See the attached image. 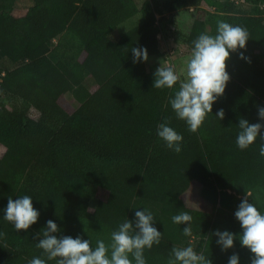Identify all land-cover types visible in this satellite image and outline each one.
Instances as JSON below:
<instances>
[{
    "label": "trees",
    "instance_id": "16d2710c",
    "mask_svg": "<svg viewBox=\"0 0 264 264\" xmlns=\"http://www.w3.org/2000/svg\"><path fill=\"white\" fill-rule=\"evenodd\" d=\"M230 2L222 21L248 30L240 50L247 59L230 54V82L196 132L169 104L179 82L174 89L152 88L156 69L134 64L130 50L143 46L149 57L157 56L156 15L166 14L167 24L177 25L176 13L195 6L191 28L182 36L191 52L200 34H216L218 21H209L205 7L218 0H33L22 14H0V210L9 197L29 195L40 211L38 222L20 232L0 211V264L46 259L36 247L37 233L50 219L60 234L90 239L94 247L98 239L108 243L136 210L155 207L162 237L145 250L147 264H169L177 247L173 226H179L172 217L180 212L192 216L191 227L203 239L198 252L213 264H228L234 253L245 259L238 240L222 251L214 233L239 234L234 213L246 192L264 211V157L258 147L264 141L243 151L235 142L240 118L264 123L257 108L264 107V53L251 49L264 50V15L258 9L264 0ZM256 5L259 13L246 15L243 9ZM135 16L138 23L119 35V26ZM220 109L223 120L214 116ZM164 121L183 136L180 153L157 136ZM203 188L219 195L217 207L201 197Z\"/></svg>",
    "mask_w": 264,
    "mask_h": 264
},
{
    "label": "clouds",
    "instance_id": "9594fccd",
    "mask_svg": "<svg viewBox=\"0 0 264 264\" xmlns=\"http://www.w3.org/2000/svg\"><path fill=\"white\" fill-rule=\"evenodd\" d=\"M249 41V32L239 25L218 21L215 35L202 33L192 41L190 56L186 60L185 78L180 79L173 66L156 68L152 88L174 89L179 82V88L169 99L171 109L177 119L186 123L188 129L196 132L204 123L207 115L212 114L213 105L223 96L230 82L227 71V61L230 54L238 53L239 58L246 60L243 51ZM133 63L147 62L149 59L146 47H132ZM258 118L264 122V107L257 106ZM213 115V114H212ZM224 111L220 109L214 116L224 119ZM236 135V145L243 151L258 140L264 141V123H250L240 118ZM157 136L164 141L166 147L180 153L183 136L170 126L168 121L159 123ZM259 155L264 157V143H260ZM250 193L239 203L234 213L235 219L242 229L240 234L229 231H215L216 243L222 251L232 249L234 241L238 240L241 247L251 254V264H264V211L249 201ZM4 221L9 222L17 232L27 231L38 222L40 211L33 206V198L22 195L15 199L9 197L7 205L2 210ZM192 216L180 212L172 217V222L186 225L183 235L190 237ZM153 213L144 208L135 211V218H125L110 234L106 243L98 239L93 247L90 239L80 236L62 235L61 229L53 220H48L42 234L37 233L36 247L43 250L46 259L33 257L29 264H47L55 260L56 264H147L145 250L159 245L162 233L158 230ZM59 234V235H58ZM4 233L0 232V237ZM169 264H213L203 252H197L193 247H174ZM228 264H240L238 254L228 259Z\"/></svg>",
    "mask_w": 264,
    "mask_h": 264
},
{
    "label": "rangeland",
    "instance_id": "374dc122",
    "mask_svg": "<svg viewBox=\"0 0 264 264\" xmlns=\"http://www.w3.org/2000/svg\"><path fill=\"white\" fill-rule=\"evenodd\" d=\"M228 1L230 2V0H218V3L216 5L205 7V9H207V11L211 15L209 19L211 23L222 21V19H224L226 15H229L222 10L224 5L226 3H229ZM32 5H33V0H3L0 1V14L13 11L15 14L19 15L24 13L30 7H32ZM196 10L197 8L195 6H192L188 9L176 13L175 21L177 25L167 24L166 19H168V16L166 14L156 15L155 34L158 37L159 54L157 56L149 57L148 61L146 62L148 70H154L157 67H159L160 64L162 66L170 65L175 68L181 80L185 78L184 70L186 67V60L190 56V51L183 44L182 36L186 34L188 30L191 28V25L193 23L196 14ZM243 10H247L248 14L246 15H256L259 13L257 9V5L253 7H249V9H243ZM138 21H139L138 16L133 17L132 19L120 25L117 30V33L119 35L123 34L124 32L128 31L130 28L134 27L138 23ZM165 30L166 33L164 32ZM251 49L255 55L264 53L263 48L259 46H252ZM86 82L89 83L90 79H87ZM66 98L71 105L73 106L77 105V103L70 95H67ZM228 193L233 194L231 191H228ZM200 195L206 201L210 203H214L216 207L219 205V195L214 193L212 189L203 188L200 191ZM238 198L243 199L245 197L238 196ZM249 201L250 202L252 201L251 197H249ZM91 204L94 205V203ZM156 210L157 209L155 207L153 208L152 211L151 210L150 211L153 213V215H155L154 212ZM185 226L186 225L173 226V231L175 233L174 239L176 242L175 245L177 247L191 246L194 248V250L198 252L203 243V239L202 237H200L199 233L195 231L192 227H191L192 235L190 237L184 236L182 229ZM241 231L242 229L240 227L239 234L241 233ZM238 249L240 254H245V259L243 261H240V264H251L252 254L247 249L241 247V245Z\"/></svg>",
    "mask_w": 264,
    "mask_h": 264
},
{
    "label": "built area",
    "instance_id": "2783aa9c",
    "mask_svg": "<svg viewBox=\"0 0 264 264\" xmlns=\"http://www.w3.org/2000/svg\"><path fill=\"white\" fill-rule=\"evenodd\" d=\"M233 2L244 4L245 0H232ZM258 9L263 13L264 15V3H260L258 6Z\"/></svg>",
    "mask_w": 264,
    "mask_h": 264
}]
</instances>
